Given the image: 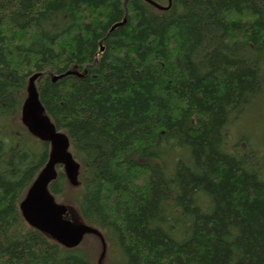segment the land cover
Instances as JSON below:
<instances>
[{"label":"trees","instance_id":"1","mask_svg":"<svg viewBox=\"0 0 264 264\" xmlns=\"http://www.w3.org/2000/svg\"><path fill=\"white\" fill-rule=\"evenodd\" d=\"M36 73L81 163L50 190L113 264H264V154L229 134L263 107L264 0H0V264H100L20 210L50 154L20 120Z\"/></svg>","mask_w":264,"mask_h":264},{"label":"water","instance_id":"2","mask_svg":"<svg viewBox=\"0 0 264 264\" xmlns=\"http://www.w3.org/2000/svg\"><path fill=\"white\" fill-rule=\"evenodd\" d=\"M160 8H163L160 6ZM42 73L33 75L28 83L27 98L22 107L21 120L30 133L43 141L50 142V161L32 183L20 204L25 220L36 229L56 239L60 244L73 248L78 246L86 234L101 232L83 222H72L66 218L68 207L58 203L49 190V184L57 177L56 165H64L65 173L72 185L79 184L80 163L69 150V137L59 132L45 112L36 87ZM106 245L104 244V252ZM103 252V254H104Z\"/></svg>","mask_w":264,"mask_h":264},{"label":"rangeland","instance_id":"3","mask_svg":"<svg viewBox=\"0 0 264 264\" xmlns=\"http://www.w3.org/2000/svg\"><path fill=\"white\" fill-rule=\"evenodd\" d=\"M261 108H264V103H263V107H261ZM261 108H259L257 110L251 109L247 113V115L244 116V118L242 120H239L237 122H233L231 127H230L232 132L231 133L229 132L231 143H234V141H235L233 139V137H234L235 139H238V141H242V142L248 144L250 146V149H252V151H255L257 156H259L260 154H264V145H262V146L257 145V142L261 143V140L255 141V140L263 137L262 132H260L261 133L260 135H259V133H257L258 132L257 129H262L261 126L264 123V120L258 119L257 121H255V117ZM21 115H22V109H21ZM236 145L239 149H242L239 144H236ZM253 145H255L256 147H254ZM249 159L251 162H253V157L249 156ZM72 209L75 211V213L72 214L71 216L74 219H78V215H77V212L75 210L76 206L75 205L72 206ZM66 218H68L69 220H71L72 222L75 223L74 220L69 218V213H67ZM80 246L92 254L94 262H97L99 260L100 252H101V244H100V241L97 237H95L93 235L86 236L83 243ZM116 257L117 258H115V257L114 258L117 259L119 262L122 261L121 255L119 253L117 254ZM105 260H106V264H113L114 263V259L110 255V253L107 254Z\"/></svg>","mask_w":264,"mask_h":264},{"label":"bare ground","instance_id":"4","mask_svg":"<svg viewBox=\"0 0 264 264\" xmlns=\"http://www.w3.org/2000/svg\"><path fill=\"white\" fill-rule=\"evenodd\" d=\"M53 79L56 80V77H54ZM46 114H47V113H46ZM47 115H48V114H47ZM48 116H49V115H48ZM49 117H50V116H49ZM50 119H51V118H50ZM51 121H52V119H51ZM52 122H53V121H52Z\"/></svg>","mask_w":264,"mask_h":264}]
</instances>
